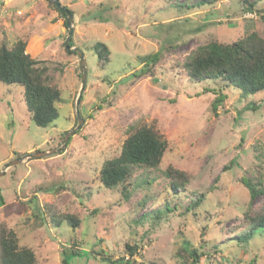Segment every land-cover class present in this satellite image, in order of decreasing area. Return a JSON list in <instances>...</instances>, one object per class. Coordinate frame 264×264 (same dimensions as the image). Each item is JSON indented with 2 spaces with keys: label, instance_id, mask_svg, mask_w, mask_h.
<instances>
[{
  "label": "rangeland",
  "instance_id": "rangeland-1",
  "mask_svg": "<svg viewBox=\"0 0 264 264\" xmlns=\"http://www.w3.org/2000/svg\"><path fill=\"white\" fill-rule=\"evenodd\" d=\"M60 1L74 12L73 43L87 64L78 110L84 122L64 144L78 124L82 83L79 58L64 47V19L46 0H0L8 9L0 12V37L3 23L12 22L14 30L4 39L9 46L27 41L26 52L51 66L63 98L58 118L42 128L32 119L24 88L0 82V222L17 232L20 245L30 247L40 264H108L97 257L106 252L118 259L127 243L138 245V263L181 264L184 241L205 254L198 264H264V237L255 236L249 245L234 240L244 233L235 228L244 215L264 203V194L252 201L242 182L254 177L264 184V91L245 95L220 82L194 83L180 66L211 41H235L249 28L264 36V20L244 13L243 0L189 9L197 0ZM256 1L255 10L264 14V0ZM58 24V39L43 32L46 38L37 37L41 27ZM98 43L109 48V59L101 61L94 50ZM153 54L157 59L143 65L141 58ZM218 95L226 99L215 111ZM138 122L155 125L168 141L159 169L150 173L157 179L155 202L141 201L143 191L129 202L99 180L102 164L120 154L128 127ZM54 148L50 156L31 157ZM170 165L193 175L182 196L205 195V201L185 214L184 202L155 226L150 218L135 222L175 193L163 174ZM50 214H72L80 226H57Z\"/></svg>",
  "mask_w": 264,
  "mask_h": 264
},
{
  "label": "trees",
  "instance_id": "trees-1",
  "mask_svg": "<svg viewBox=\"0 0 264 264\" xmlns=\"http://www.w3.org/2000/svg\"><path fill=\"white\" fill-rule=\"evenodd\" d=\"M219 0H197L196 4L189 6L201 7L214 5ZM48 5L57 11L64 19L63 24L67 30V17L65 13L57 9L49 0ZM256 0H243V11L250 15H256L264 20L263 11H257ZM69 10L70 8L66 6ZM74 16V12L70 10ZM73 41V39H72ZM74 43L72 42L73 46ZM27 41L18 40L11 46L3 39L0 41V82L7 85L17 84L25 90V100L32 113V119L39 127L46 128L58 118L59 104L63 103L62 91L59 85L52 80L51 66L43 60H38L26 52ZM101 61L109 59L110 50L102 43L94 46ZM74 55H77L74 53ZM157 55H148L141 58L143 65L154 62ZM157 59V58H156ZM183 72L189 81L197 83L203 80L220 82L224 87H234L245 95H256L264 91V36L258 31L249 28L239 39L221 43L211 41L200 45L191 51L189 56L180 63ZM224 96H217L213 107L217 111L224 102ZM82 101V97L80 102ZM160 133L155 125L138 122L127 129L120 154L105 161L99 171V180L104 188L119 191L127 201H131L133 194L144 192L141 201L149 198L155 202L158 192L153 189L157 181L150 173L157 171L168 149V141ZM163 174L169 182L171 191L165 205L158 207L154 212L139 217L135 222L142 223L147 218L152 219V225H157L166 213L176 212L179 205L180 213H190L197 209L205 201V195L185 197L180 191L185 189L193 175L186 170L170 165ZM242 182L254 201L259 195L264 194V184L261 178L243 177ZM179 192V193H178ZM177 196V197H176ZM145 202L138 205L141 210ZM4 204V200H0ZM143 206V207H141ZM40 216L45 220V212ZM146 217V218H145ZM51 223L61 226L67 222L72 228L80 226L81 220L72 214H50ZM153 219L155 221L153 222ZM141 221V222H140ZM236 230H244L236 240L241 245H249L255 236L264 237V203L257 210L250 209L242 219ZM214 249H218L214 246ZM138 253V245L127 243L125 253L118 259L104 252L100 254L98 261L108 264H160L158 261L137 262L134 258ZM71 255H79V251H73ZM205 254L193 246L189 241H184L178 256L184 261L181 264H198ZM192 261H189V260ZM0 264H40L36 253L29 247L20 245L17 232L8 226V223L0 222Z\"/></svg>",
  "mask_w": 264,
  "mask_h": 264
},
{
  "label": "water",
  "instance_id": "water-1",
  "mask_svg": "<svg viewBox=\"0 0 264 264\" xmlns=\"http://www.w3.org/2000/svg\"><path fill=\"white\" fill-rule=\"evenodd\" d=\"M57 9H59L60 11H62L63 13H65L66 17H67V21H66V25H67V36L64 42V47L66 49V51L68 52H73L75 54H77L78 58H79V69H80V78H81V87L76 99V112H77V118H78V124L76 126L75 129H73L71 132H69L66 137L64 138L62 144L66 143L67 140L74 135L80 128L81 125L83 124L84 120L81 118L80 114H79V103L81 100V97L83 95V92L85 90V87L87 85V64H86V59H85V55L83 53V51L78 48V47H74L71 46L72 45V39H73V35H74V30H75V21H74V16L71 13V11L64 6L60 0H49ZM57 148L51 149L47 152H39L36 153L34 155H32V158H43V157H47L50 156L52 154H54L56 152ZM23 159L20 161L22 162Z\"/></svg>",
  "mask_w": 264,
  "mask_h": 264
},
{
  "label": "crops",
  "instance_id": "crops-1",
  "mask_svg": "<svg viewBox=\"0 0 264 264\" xmlns=\"http://www.w3.org/2000/svg\"><path fill=\"white\" fill-rule=\"evenodd\" d=\"M3 4H5V3H3ZM1 5H2V2L0 3V9H1ZM19 11V10H18ZM4 24V29L2 28L1 29V31L3 30V31H5L4 32V34L2 33V35H1V37H0V41L1 40H3L4 38H5V34H6V36L8 37V36H10V34L13 32V30H14V27H13V24H12V22H4L3 23ZM13 27V28H12ZM40 28V27H39ZM52 30V32H50V30ZM49 29H47L46 27H41L38 31L39 32H41V33H38L37 34V37L38 38H46V37H43L44 36V34L43 33H45V34H51L52 36H54V38L55 39H58V36L56 35L59 31H60V24H58L56 27H54L53 26V28L51 29V28H49ZM11 32V33H10ZM43 32V33H42ZM47 35H45V36H47ZM50 36V35H49Z\"/></svg>",
  "mask_w": 264,
  "mask_h": 264
},
{
  "label": "built area",
  "instance_id": "built-area-1",
  "mask_svg": "<svg viewBox=\"0 0 264 264\" xmlns=\"http://www.w3.org/2000/svg\"><path fill=\"white\" fill-rule=\"evenodd\" d=\"M0 12H1V14L7 13V12H8V9H7V10H6V9H3V6H1ZM16 13H17L18 15L21 14V12H19V11H16Z\"/></svg>",
  "mask_w": 264,
  "mask_h": 264
}]
</instances>
